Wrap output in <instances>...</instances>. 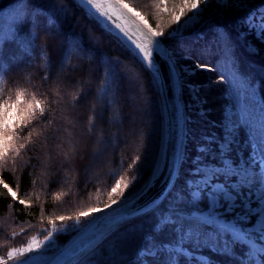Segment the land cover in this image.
I'll return each instance as SVG.
<instances>
[{"label": "trees", "instance_id": "16d2710c", "mask_svg": "<svg viewBox=\"0 0 264 264\" xmlns=\"http://www.w3.org/2000/svg\"><path fill=\"white\" fill-rule=\"evenodd\" d=\"M13 1L15 0H2L0 7ZM31 2L44 13L36 17L39 31L52 33L47 40L46 50L43 49V39L37 42L46 53L47 66L42 70L38 65H31L32 61L28 62L27 57L16 55L20 49L16 50L13 40H3L0 63L4 67L0 69V75L4 76V82L0 83V103H14L18 91L24 92L22 99L25 103L35 95L50 108L48 117L56 116L54 126L67 127V132L61 131L58 134L60 139L56 141L49 140L44 153L43 145H30L28 149L22 150V159L17 158L15 170L11 164L0 168V179L17 192L19 199L26 201L25 205H20L0 186V259L3 260L8 259V251L23 247L30 238L50 229L51 221H55L56 226L60 227L73 222H60L57 219L59 216L75 217L94 207L103 208L111 199L131 194L150 174L160 145L161 113L158 97L153 81L138 57L127 46L117 42L77 0ZM125 3L139 11L154 30L165 33L160 39L178 59L175 60L177 65L190 66L199 62L213 69L197 70L191 76L184 75L185 86L206 87L207 91L201 94L209 108L216 110L220 104L232 107L234 136L246 153L253 142L251 122L254 109L264 108V42L258 40L253 32L247 31L238 21L249 12L264 6V0H245L246 7L243 9H221L209 3L203 7L204 19L200 25L171 37L167 33L176 26L171 20L174 12L179 15L181 0H125ZM189 14L186 13L181 20ZM49 16L55 21L52 26L47 25ZM32 18L33 16H29L23 20ZM16 23L18 27L20 21ZM28 27L27 23L24 24L21 32L27 31ZM221 30L225 34L222 39L217 36ZM241 32L246 33L243 39L240 37ZM75 41L81 42L85 51L74 49ZM224 41L228 42L226 46ZM247 45L258 51H249ZM228 54L233 57L234 70L242 77V82L233 90L227 89L220 79L223 60ZM109 65L117 81L116 103L113 105L106 98L105 103L97 109L99 119L95 136L100 137L98 145L94 138L89 139L86 128L94 97L89 95L82 98L78 106L72 109L71 94L79 87H84L89 92L100 89L108 79ZM61 67L63 72L58 76ZM46 74L50 77L48 80L44 79ZM57 79L61 81L59 86L55 83ZM72 81L75 84L69 83ZM185 86L182 88V99L185 110L192 115L189 108L187 110L188 106H192V97ZM112 95V91H109L108 97ZM208 116L219 121L218 112ZM72 119L75 120V128L66 122ZM187 130L184 162L173 190L164 202L154 211L116 229L76 264H111L114 249L120 253L117 257L118 264H138L146 259L138 256L145 235L152 232L157 219L169 204L172 203L177 209L187 213L197 207H193L186 195L183 194L182 203L173 195L177 191L183 193L191 158L201 155L198 145L205 142L204 139H199L200 133L206 130L202 123L195 120L191 123L190 119ZM69 133L79 140L76 147L80 151L67 167H60V153L68 151L67 144L61 141ZM21 142L23 141H17V144ZM93 149L100 152L95 160H92ZM134 160L137 161L136 167L129 168ZM41 161H47L50 167L45 168ZM116 180H121V189L110 195ZM124 184L129 187L124 189ZM88 217L90 216L81 217V222L82 218ZM177 223L176 232L168 228L156 235V240L161 244L176 243L179 240L178 233L183 234V229L188 226L199 229L203 225L183 216ZM68 236L69 234L59 236L58 243H64ZM228 238V234H225L224 239ZM218 239H222L221 235H217L216 240ZM184 245L192 246L193 243L185 242ZM201 247L200 251L208 257L207 264H240L247 251L242 243L231 245L234 251L230 255L217 254L214 249ZM169 255L165 251L148 264H167ZM193 262L194 260L178 255L175 264H194Z\"/></svg>", "mask_w": 264, "mask_h": 264}, {"label": "snow or ice", "instance_id": "6c2138e0", "mask_svg": "<svg viewBox=\"0 0 264 264\" xmlns=\"http://www.w3.org/2000/svg\"><path fill=\"white\" fill-rule=\"evenodd\" d=\"M82 2L90 5L92 8L96 9L97 12L102 17L108 18L109 14L115 15L116 19H122V10L127 9L129 12H133L137 17L140 16V13L134 11V9L130 8L125 0H114V3L100 4L97 0H82ZM213 2V0H181V4L179 7V15H176L175 12L172 15V23L177 24V28L172 29L167 33V36L171 37L174 33L178 32L181 27L187 25L188 21L193 20L195 18H199L202 14L201 6H207L209 3ZM215 4L221 8L235 7L236 9H243L246 7L245 0H214ZM118 5V7H117ZM107 8V10H102ZM166 10V9H165ZM186 13H191L188 15L186 20L181 23V17L185 16ZM44 13L37 9L35 15L32 20H20V23L17 27L16 33L13 34L12 39L20 45L21 49L26 53H31L38 49H41V46L37 43L42 39L45 41L43 45V49L47 48V40L52 35L49 32L41 33L39 31V24L36 21L37 16H42ZM28 24V30L25 32H21V28H23L24 24ZM55 21L52 17H48L47 25H54ZM238 23L241 26L247 27L249 32H255L256 37L261 42H264V20L259 25L254 23V18L251 14L248 17L241 18ZM145 27L147 28V32H142L137 27L135 28V32L139 33V42L133 40L135 48L137 49V55L142 63L145 64L146 68L150 73L153 74V79L160 78V69L156 64L154 59V53H158L161 58L167 57L168 59L165 63L168 65L169 76L174 74L178 82L180 84L181 89L185 86L184 77L181 76V72H183L187 76L195 75L196 69L200 70H213L209 65L201 64L196 62L195 68L181 67L177 68L175 63L174 54L170 53L167 49L162 47V41L158 38L164 36L165 33L163 31L154 30L150 25L145 23ZM123 31V29H122ZM150 34V35H149ZM223 30L217 33L218 38L222 39L224 37ZM246 33L241 32L240 37L243 39ZM3 40H0V52L3 50ZM249 51L257 52L258 50L253 49L251 45H247ZM73 48L79 50L81 52L85 51L82 46V43L79 41H75L73 43ZM161 49H163V53H161ZM47 62V57H44ZM4 65L0 63V69H2ZM51 65L49 64V69ZM63 72V68L61 67L58 70V76ZM50 77L48 74L44 76L45 80H48ZM221 80L224 79L223 76L220 77ZM4 82V76L0 75V83ZM116 76L112 71L111 66L109 65V76L105 81L101 88L95 92H89L84 87H79L75 92L71 94V108L75 109L79 101L82 98H87L89 95L94 97L93 102L90 106V114L87 116L86 128L89 139H95L96 144H100V137L95 136L97 130V122L99 119V113L97 109L105 103L106 98L108 102L115 105V85H116ZM57 86L60 85L61 81L57 79L55 81ZM70 84H75V81L69 82ZM87 83V82H86ZM190 90L195 91L194 85H188ZM2 91V89H0ZM112 91L113 95L109 98L108 93ZM24 96V92L18 91L16 93V100L14 103H0V168H3L6 165L11 164L12 169L15 170V166L18 163L17 158H21V151L28 149L30 145L37 146L43 145L42 153L47 150L49 140L56 141L60 139L59 133L61 131L67 132V127L59 128L55 127L56 116L53 115L51 118L48 117V113L50 108L46 105V103L42 100L36 98L35 95L31 97L26 103L23 101L22 97ZM55 103V101H53ZM67 111V106L66 109ZM67 123L71 124L73 128H75V120H66ZM187 131V120H185V132ZM227 136L224 138L222 144L217 146V151L215 152V156L221 158L222 166L221 167H212L217 169V172L214 173H205L203 169L209 168V166L205 163L206 158H208L210 153L211 145L215 143L213 138H205L204 144L198 146V151L201 153L199 158L193 159V167L190 170L191 178L187 181L186 187L189 189V194L191 196L190 202L193 207L198 206L203 201L206 200L207 209H213L217 216L215 219L224 220V213L232 214L235 216V219L238 217L237 222L232 226V228L225 229L224 235L222 239H218V241L213 244L212 242L205 243L206 240V232L196 231L193 227L189 226L187 230L183 229V238L179 233V245L176 247H170L168 244H161L155 238L156 235H159L161 232L165 231L168 228H172L174 232L177 231L178 221L180 220V216L177 215L175 209L172 211H166L163 213L158 219L156 224L153 226L152 232L148 233L144 237V243L142 248L139 250V257L146 258L142 259V264H148L149 261H155L158 256H161L165 251H167L169 255V260L167 264H175L176 258L178 255H183L186 251L184 248L185 242L194 243L197 246L209 247L211 245L210 250H215L217 254L221 255H230L234 248L231 245H236L242 243L246 246L247 251L245 257L240 264H264V225H261L260 228L256 230V232H249L248 227L244 224L250 217L255 214L257 217L256 225L259 222V207L264 204V191L259 190V196H256V203L259 206H256L252 203L250 199H247V194L251 192V188L256 184L264 185V177L257 178L254 172L252 171V165H257L261 168V165L264 164V148L260 150V152L254 154L248 161H245L243 165L233 161L231 159L232 146L235 142V136L233 135L235 129L227 128ZM26 133V135H25ZM17 141H23L17 144ZM62 143H66L68 146V151H62L60 154L62 155V160L60 161V167H67L69 163L76 159V153L80 151L76 145L79 143L74 136L70 133L67 137L64 138ZM59 147V145H57ZM93 157L92 160H95L100 152L98 149H93ZM259 157L257 160L256 157ZM177 157L180 164L184 162V152L183 149H178ZM51 159V158H49ZM139 158H137L138 160ZM91 162V161H90ZM41 164L48 168L50 165L47 161H41ZM137 161L134 160L132 165H129V168H135ZM88 165H85L87 167ZM223 170V171H219ZM170 182L171 181V173ZM209 176L211 177L209 179ZM241 176H243V181L241 180ZM221 177L228 178L229 180H235L236 182L232 185H241L240 187H230V185H226L223 183H218ZM238 178V180L236 179ZM198 180H206L207 183L203 185H199L194 187ZM219 184L220 190L214 191L210 185ZM247 185V187L243 186ZM0 186L7 190L10 193L13 200H17L20 205H25L26 201L23 199H19L17 192L13 190L12 187L9 186L8 183H5L2 179H0ZM124 189L129 187L128 184H124ZM118 189H121V180H116L115 186L112 187L111 193H116ZM166 198V197H165ZM176 200L180 203L183 202L184 196L183 194H178L176 196ZM125 198L120 197L118 199H111L109 202L104 204L103 208L94 207L91 208L88 212H81L79 215L73 216H59L57 219L60 222H68L75 221L77 225L81 222V217L91 216L96 213H103L105 210L112 208L113 206H118L121 204H125ZM151 209L154 211L159 207V204L156 200L150 202ZM215 205V208H213ZM134 205L127 204L126 207L119 213L118 219H113L110 223L104 224L105 230H111L112 227H115L121 219L132 218L138 214H144L143 209L132 211ZM223 210V211H221ZM51 229L47 230V234L44 236V241H50L54 233L62 230H66L67 224L61 228H57L56 222H50ZM254 226V228L256 227ZM207 223L203 224L202 227H208ZM23 231V230H22ZM217 231V229H216ZM155 234V235H154ZM225 234H230L228 239H224ZM41 244H36L35 248L33 245H29L26 249H13L7 252V257L9 260L14 258V253L19 254V259H17V264H25L28 257L25 253H32L35 249L42 250ZM77 252L73 254L76 255ZM120 253L117 250H113L112 253V262L111 264H118L117 257ZM206 261L207 258H204ZM0 264H6V261L0 259Z\"/></svg>", "mask_w": 264, "mask_h": 264}, {"label": "rangeland", "instance_id": "374dc122", "mask_svg": "<svg viewBox=\"0 0 264 264\" xmlns=\"http://www.w3.org/2000/svg\"><path fill=\"white\" fill-rule=\"evenodd\" d=\"M1 1L2 0H0V2ZM211 4H213L214 6L216 5L214 0H213V2H211ZM203 7H204V5L201 6L202 14L199 18H195L193 20L188 21L186 26L181 27L179 29V31L174 33L173 35L174 36L175 35H181L184 30L195 28L196 26L200 25L202 20L204 19ZM130 8H132V7H130ZM37 9L38 8L32 4L31 0H15L13 2H8L4 6L0 7V40H13L12 39L13 34L16 33V31H17V27H16L17 23L16 22L20 21L23 18H26L29 16L30 17L34 16ZM132 9H134V8H132ZM134 11L137 13H140L139 11H137L135 9H134ZM250 14L254 18V23L256 25H259L262 22V20H264V6H261L255 10L249 12V14H247L246 17H248ZM189 15H191V13ZM138 18H140L144 24L147 23L148 25H150V23L145 19V17L141 13H140V16ZM186 18L184 20H181L182 24L186 20ZM175 25L176 26L173 29L177 28V24H175ZM246 29H247V27H246ZM247 31H249V30L247 29ZM253 34H255V32H253ZM224 37H225V35H224ZM223 43L225 46L228 44L227 41H224ZM13 44H14V46H16V50L20 49L19 52L18 51L16 52L17 56L20 55V56L27 57L28 62L32 61L31 65H38L40 68H42V70L46 69L47 62L44 58L46 56V53L44 52V50L42 48L38 49L36 51H33L31 53H26L21 49L18 42L13 40ZM227 53H228V51H227ZM232 58L233 57L229 54L227 56H225V58L223 60L222 67H221L222 76L224 77V79L221 80V82H223V84L226 86V88L230 89V90H233L238 85V83L242 82V77L239 75V73L236 70H234ZM175 60H178V59L175 58ZM175 63H176V61H175ZM176 67L178 69L181 67L195 68V65H190V66H182L181 65L180 66V65L176 64ZM197 70H200V69H196V71ZM184 75L185 74L183 72H181V76H184ZM194 86H195V91L190 90V88L188 87V84H186V86H185V89L189 92V95L192 97V100H190L191 101L190 105H192V106L187 107V110L189 108V112H191L192 115L188 114V111L185 110V118L187 120V123H188V120L191 119V123L193 120H195V121H198L199 123H202L204 125V127H206V130H204L203 132L200 133L201 135L199 136V139L205 140V138H213L215 140V143L212 144L211 148H210L211 155L208 158H206V160H205V163L209 166V168L203 169V171L206 174L207 173H214V172H217V169L212 168V167H221L222 166L221 158L215 156V152L217 151V146L222 144L224 141V138L228 135L227 131H226L227 128L235 129V124L233 123V117H232L233 109L229 104H227V105L220 104V106H217L216 110L207 107L205 105V97L202 96V94H201V92L205 91L206 87L201 86V85H194ZM207 87H211V86H207ZM224 96H225V94H224ZM184 109H185V105H184ZM215 112H218V114H219V121L214 119V118L212 119V116H210V117L208 116V114H212ZM205 125H207V126H205ZM251 126H252V133H253V142H252L251 146H249V149L247 150V152L245 153V151H243V148L237 144L236 139H235V142L233 143V146H232L231 159L233 161H236L237 163H239L241 165H243L245 163V161H248L254 154L260 152V150L262 148H264V108L263 107H256L254 109V112L252 115ZM187 133H188V130L185 132L184 149H185L186 141H187ZM234 133H235V131H234ZM234 133H233V135H234ZM160 142H161V133H160ZM200 145H202V144H200ZM200 145H198V146H200ZM184 149H183V152H184ZM159 150H160V145H159ZM159 150H158V154H157V157H156V160L154 162V165L152 167L151 172L153 171V169L156 165V162L158 160ZM199 156L194 155L193 158H191V164L189 167L190 170L193 167V159L199 158ZM256 158H257V160L259 159L258 156ZM190 170L188 171V176H186V179H184L185 187H184L183 193H180L179 191L173 193V195H175L174 197H176L178 194L186 195L189 202L191 200V196L189 194V189H187V187H186V184H187V181L191 178ZM219 171H223V170H219ZM252 171L254 172V174L256 175L257 178H259L260 176L264 177V164L261 165V168L258 167L257 165H252ZM151 172H150V174H151ZM150 174L145 177L143 182L140 184V186L135 191H133L131 194H129L123 198L127 199V198L131 197L132 195H134L136 192H138L144 186V184L148 180ZM210 178L211 177L209 176V179ZM236 179L238 180V178H236ZM243 179H244L243 176H241L242 181H243ZM217 182L223 183L226 185H230V187H240L241 186V185H232L236 181L235 180H229L228 178H225V177H221L219 179V181H217ZM206 183H207L206 180H198L196 182V184L194 185V187H197L199 185H203ZM174 185H175V183H174ZM174 185H173V187H174ZM243 186L247 187V185H243ZM173 187L169 193H171V191L173 190ZM210 187L214 191H219L221 186L219 184H215V185H210ZM259 190L264 191V185L256 184L255 186H253L251 188V192H249L247 194V197H246L247 199H250L252 201V203L256 206H259L256 203V196H259V194H260ZM169 193L165 196L166 198L168 197ZM165 197L160 204H162L164 202V200L166 199ZM169 206H171V207H169ZM169 206H167L165 208V212L166 211H172L173 209H175L177 212V215H179L180 217L183 216V217H187V218H192V219H195L196 221H198L200 223H203V224L207 223L208 225H210L206 228L205 227L200 228L198 226L199 229H195L196 231H203V232L207 233L206 234L207 238L205 240L207 242H205V243L212 242L213 244H215L217 242V240H216L217 235H219V236L221 235V238H222L223 234H224V230L232 228V226L238 220V217L235 219L234 215L228 214V213H224L222 215H224L225 219H227L229 222L224 221V220L215 219V217L217 216V213L213 209H207L206 200L203 201L201 204H199L196 208L191 209L188 213L177 209L176 206L173 205L172 203L169 204ZM213 208H215V205H213ZM151 211H153V210H151ZM221 211H223V210H221ZM98 214L99 213L93 214L92 216H90L86 219L82 218L83 221L80 222L79 225H77L75 223V221H73L72 223H69L66 230H62V231H58V232L54 233L53 238L47 242L44 241V236L47 234V230L46 231L44 230L40 235H37V236L30 238L27 241V244H25L23 247H19L16 249H26L29 245H33V247L35 248L36 244H41L43 246L42 250L35 249L32 253H25V255L28 257L25 264H43L67 240H69V238H71L89 220H91L93 217L97 216ZM258 214H259V222L257 223V225H256L257 217L255 216V214H253L252 217H250L247 221L244 222V224L249 228L248 229L249 232H256V230L258 228H260L261 225H264V204H262L259 207ZM134 221H136V220H134ZM129 223H127V224H129ZM127 224H124V225H127ZM124 225H122V226H124ZM255 225H256V227L254 228ZM63 226H61V227H63ZM61 227L57 226V228H61ZM188 227L185 228V231L187 230ZM50 229H48V230H50ZM216 229H217V231H216ZM114 231H112L106 237L111 235ZM65 234H69V236H68L69 238L64 243L59 244L58 243V237L61 235H65ZM178 235H179V233H178ZM180 235H181V237H183V234H180ZM228 236H230V234H228ZM163 244H168L170 247H176L179 245V240L176 243H172V242L167 243L166 242ZM183 246L186 249L183 256H185L186 258H188L190 260H194V262H193L194 264H197L198 262H202L203 264H207L208 257L200 251L202 248L201 246H197L194 243L192 246H189V245L188 246L183 245ZM209 248H211V245H209ZM90 252H88V253H90ZM86 255H84L83 257H85ZM138 256H139V254H138ZM19 258H20L19 254L14 253L13 259H11V260L4 259V260L6 261V264H17V259H19ZM204 258H207V260L205 261ZM81 259H79L78 261H80ZM138 264H142V260Z\"/></svg>", "mask_w": 264, "mask_h": 264}, {"label": "water", "instance_id": "95a60500", "mask_svg": "<svg viewBox=\"0 0 264 264\" xmlns=\"http://www.w3.org/2000/svg\"><path fill=\"white\" fill-rule=\"evenodd\" d=\"M77 1L111 33L117 42L127 46L138 57L137 49L132 42L133 40L139 42V33L135 32V28L138 27L140 31L147 32V28L140 18L127 9L122 10V19H116L115 15L111 13L108 18H105L96 9L82 2V0ZM97 2L107 4L114 3V0H97ZM102 10H107V8ZM158 39L161 40L160 38ZM162 47L168 50V47L163 42ZM160 51L163 53L164 50L161 49ZM154 59L160 69L159 79H153V74L141 62L155 86L161 113L160 150L153 171L144 186L134 195L125 199V204L113 206L93 217L43 264H75L112 231L149 213L152 210L150 202L156 200L160 204L172 189L181 166L178 161L177 151L181 148L184 149L185 109L182 99V89L178 79L174 74L171 78L169 76L168 65L165 63L168 58H161L158 53H154ZM170 173L172 174V182H170ZM127 204L134 205V208L131 209L132 211L143 209L144 214H138L128 219H121L111 230H105L104 224L110 223L113 219H118L119 213H121ZM75 252L77 253L73 256Z\"/></svg>", "mask_w": 264, "mask_h": 264}, {"label": "bare ground", "instance_id": "6f19581e", "mask_svg": "<svg viewBox=\"0 0 264 264\" xmlns=\"http://www.w3.org/2000/svg\"><path fill=\"white\" fill-rule=\"evenodd\" d=\"M113 32V31H112ZM114 33V32H113Z\"/></svg>", "mask_w": 264, "mask_h": 264}]
</instances>
